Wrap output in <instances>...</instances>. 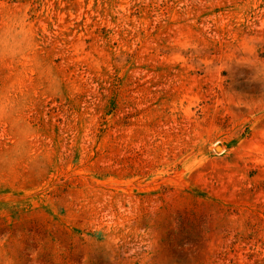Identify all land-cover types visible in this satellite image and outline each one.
<instances>
[{"label":"rangeland","instance_id":"rangeland-1","mask_svg":"<svg viewBox=\"0 0 264 264\" xmlns=\"http://www.w3.org/2000/svg\"><path fill=\"white\" fill-rule=\"evenodd\" d=\"M0 264H264V0H0Z\"/></svg>","mask_w":264,"mask_h":264}]
</instances>
